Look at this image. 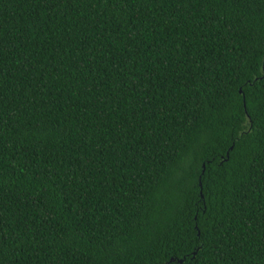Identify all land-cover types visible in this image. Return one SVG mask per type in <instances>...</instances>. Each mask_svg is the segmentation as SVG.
Wrapping results in <instances>:
<instances>
[{
    "label": "trees",
    "instance_id": "trees-1",
    "mask_svg": "<svg viewBox=\"0 0 264 264\" xmlns=\"http://www.w3.org/2000/svg\"><path fill=\"white\" fill-rule=\"evenodd\" d=\"M0 264H264V0H0Z\"/></svg>",
    "mask_w": 264,
    "mask_h": 264
},
{
    "label": "water",
    "instance_id": "water-1",
    "mask_svg": "<svg viewBox=\"0 0 264 264\" xmlns=\"http://www.w3.org/2000/svg\"><path fill=\"white\" fill-rule=\"evenodd\" d=\"M240 91H242V90H240Z\"/></svg>",
    "mask_w": 264,
    "mask_h": 264
}]
</instances>
